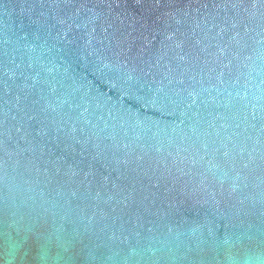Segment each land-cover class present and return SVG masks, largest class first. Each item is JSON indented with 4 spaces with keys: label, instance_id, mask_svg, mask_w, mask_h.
Returning a JSON list of instances; mask_svg holds the SVG:
<instances>
[{
    "label": "water",
    "instance_id": "1",
    "mask_svg": "<svg viewBox=\"0 0 264 264\" xmlns=\"http://www.w3.org/2000/svg\"><path fill=\"white\" fill-rule=\"evenodd\" d=\"M0 264H264V0H0Z\"/></svg>",
    "mask_w": 264,
    "mask_h": 264
}]
</instances>
